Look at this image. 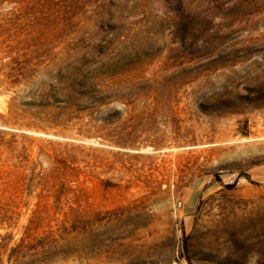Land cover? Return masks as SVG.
I'll list each match as a JSON object with an SVG mask.
<instances>
[{
  "label": "rangeland",
  "instance_id": "rangeland-1",
  "mask_svg": "<svg viewBox=\"0 0 264 264\" xmlns=\"http://www.w3.org/2000/svg\"><path fill=\"white\" fill-rule=\"evenodd\" d=\"M0 128L78 147L0 264H264V0H0Z\"/></svg>",
  "mask_w": 264,
  "mask_h": 264
},
{
  "label": "trees",
  "instance_id": "trees-1",
  "mask_svg": "<svg viewBox=\"0 0 264 264\" xmlns=\"http://www.w3.org/2000/svg\"><path fill=\"white\" fill-rule=\"evenodd\" d=\"M90 90L96 92L95 87ZM9 119L1 123L9 125ZM32 144L25 133L0 128V196H67V184L77 170L71 150L78 147L65 144L49 150L39 144L32 158Z\"/></svg>",
  "mask_w": 264,
  "mask_h": 264
}]
</instances>
